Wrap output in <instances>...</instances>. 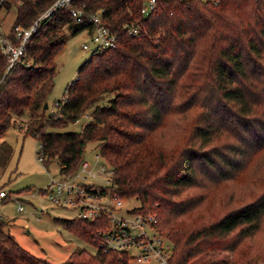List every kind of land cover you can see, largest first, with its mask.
<instances>
[{"label": "trees", "instance_id": "trees-1", "mask_svg": "<svg viewBox=\"0 0 264 264\" xmlns=\"http://www.w3.org/2000/svg\"><path fill=\"white\" fill-rule=\"evenodd\" d=\"M53 1L4 0L0 9L16 10L6 35L16 25L29 26ZM80 1L88 10H103L106 24L119 31L118 44L93 51L57 110L46 114L64 28L92 26L74 21L68 8L40 20L27 42L30 65L14 66L0 84V165L13 152L2 137L14 116L28 109L29 121L20 127L39 141L46 167L57 162L60 172L74 173L87 143L97 142L114 170L111 193L157 211V227L172 244L170 264L198 258L196 264H264V247L250 252L243 243L260 229L264 191L235 208L216 210L203 193L186 194L208 181L234 179L240 158L264 150V0H156L147 16L141 13L146 0ZM137 20L145 28L141 35L123 31ZM6 66L0 47V80ZM84 114L88 120L79 131L48 130ZM58 220L86 241L97 227L79 217ZM4 225L0 218V264H50ZM215 251L230 256L202 258ZM61 264L128 262L116 251L81 248Z\"/></svg>", "mask_w": 264, "mask_h": 264}, {"label": "rangeland", "instance_id": "rangeland-1", "mask_svg": "<svg viewBox=\"0 0 264 264\" xmlns=\"http://www.w3.org/2000/svg\"><path fill=\"white\" fill-rule=\"evenodd\" d=\"M15 12L14 7L9 10L0 9V27L4 31L11 26ZM63 32H65V43L55 56L56 75L53 89L47 99L46 114L57 110L56 102L64 99L66 87L76 79L80 66L90 57L94 47L91 33L87 28L73 32L65 27ZM84 42L89 43V49L82 47ZM14 118L17 121L7 129L2 137L13 146L8 163L5 166L0 165V188L6 189L9 193V197L0 205V218L5 222L4 229L20 245L50 264H61L75 249L85 248L95 253L97 248L91 240H84L58 220L75 217L77 209L54 204L47 192L41 190L49 183L51 176H59L60 167L57 162L51 163L48 167L44 166L37 155L40 147L39 141L20 127L21 123L25 124L29 121L28 109H24ZM87 120L88 116L84 114L77 121L64 126L49 127L48 130L54 132L79 131ZM169 128L173 129V126L170 125ZM228 141L234 142L232 138ZM84 159L90 162L93 171H99L105 159L100 154L97 142L87 143ZM106 178L107 176L103 173L91 179L96 184L104 185ZM206 185L205 188H189L186 194L203 193L206 199L214 200L213 210L219 207L228 209L234 206L235 208L253 200L264 191V150L256 155L240 158L238 174L234 179L224 182L208 181ZM138 204L139 201L136 198H129L123 201V208ZM20 205L24 208L22 211L19 210ZM204 209L208 211L206 205ZM154 212L157 213V211ZM219 212L218 216L223 214L222 211ZM243 243L245 248H250V252L264 247V218L260 229L252 237L246 238ZM129 250L131 253L138 252L135 247ZM227 256H230L227 251H215L203 255L202 258ZM199 260L200 258L195 259L191 264H196ZM131 264H160V262L135 260Z\"/></svg>", "mask_w": 264, "mask_h": 264}, {"label": "built area", "instance_id": "built-area-1", "mask_svg": "<svg viewBox=\"0 0 264 264\" xmlns=\"http://www.w3.org/2000/svg\"><path fill=\"white\" fill-rule=\"evenodd\" d=\"M4 0H0V7ZM156 6V0H146L141 8L144 16L149 15ZM68 8L69 14L76 22L91 24L87 28L94 43L93 51L115 47L119 41V31L113 30L103 19V10H88L85 3L80 0H54L29 26L16 25L13 35H6L0 27V47L7 57L5 75L16 65L30 62L25 59L26 47L29 38L37 30L40 20L49 18L56 10ZM123 31L131 36H139L145 30L142 21H132L123 25ZM89 49L87 42L82 44ZM79 78V74L76 79ZM59 102H56V106ZM39 160L43 163L42 151L37 150ZM98 157H100L98 155ZM105 159V158H104ZM60 172V171H59ZM107 176L104 185L96 184L91 178L100 174ZM114 170L105 159L99 171H93L89 161L83 159L74 173H62L51 176L43 192H47L49 199L56 205L69 206L77 209L75 217L90 222H96V229L91 234V243L97 249L116 251L125 254L128 264L133 261H158L160 264H170L172 244L163 235L158 227V216L154 211H146L138 205L123 208L121 198L111 193L108 185L111 183ZM102 188H105L102 190ZM9 197L6 189L0 188V205ZM24 208L19 206V210ZM131 247L138 252L131 253Z\"/></svg>", "mask_w": 264, "mask_h": 264}, {"label": "water", "instance_id": "water-1", "mask_svg": "<svg viewBox=\"0 0 264 264\" xmlns=\"http://www.w3.org/2000/svg\"><path fill=\"white\" fill-rule=\"evenodd\" d=\"M48 106V103H45V108Z\"/></svg>", "mask_w": 264, "mask_h": 264}]
</instances>
